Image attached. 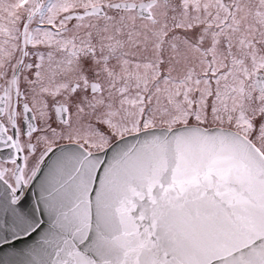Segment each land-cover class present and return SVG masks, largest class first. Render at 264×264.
Listing matches in <instances>:
<instances>
[{"label":"snow or ice","instance_id":"snow-or-ice-1","mask_svg":"<svg viewBox=\"0 0 264 264\" xmlns=\"http://www.w3.org/2000/svg\"><path fill=\"white\" fill-rule=\"evenodd\" d=\"M0 264H264V0H0Z\"/></svg>","mask_w":264,"mask_h":264},{"label":"rangeland","instance_id":"rangeland-1","mask_svg":"<svg viewBox=\"0 0 264 264\" xmlns=\"http://www.w3.org/2000/svg\"><path fill=\"white\" fill-rule=\"evenodd\" d=\"M6 2H14V0H6Z\"/></svg>","mask_w":264,"mask_h":264}]
</instances>
